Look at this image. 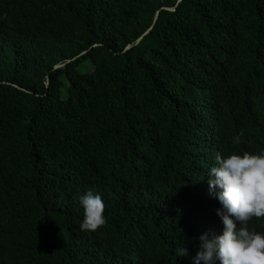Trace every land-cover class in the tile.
Listing matches in <instances>:
<instances>
[{"label": "trees", "instance_id": "obj_1", "mask_svg": "<svg viewBox=\"0 0 264 264\" xmlns=\"http://www.w3.org/2000/svg\"><path fill=\"white\" fill-rule=\"evenodd\" d=\"M261 150L264 0H0V264H191L207 168Z\"/></svg>", "mask_w": 264, "mask_h": 264}, {"label": "clouds", "instance_id": "obj_2", "mask_svg": "<svg viewBox=\"0 0 264 264\" xmlns=\"http://www.w3.org/2000/svg\"><path fill=\"white\" fill-rule=\"evenodd\" d=\"M243 142V133L229 138ZM210 194L220 204L215 210L222 223L220 234L204 232L191 264H264V231H253L247 222L264 217V150L257 153H217L205 175ZM204 177V178H205ZM83 210L80 229L95 231L106 223L101 196L86 191L78 197ZM175 257L188 255L185 246L174 249Z\"/></svg>", "mask_w": 264, "mask_h": 264}, {"label": "water", "instance_id": "obj_3", "mask_svg": "<svg viewBox=\"0 0 264 264\" xmlns=\"http://www.w3.org/2000/svg\"><path fill=\"white\" fill-rule=\"evenodd\" d=\"M172 10H174V9H172ZM157 17H158V13H157V15H156V18H155V20L157 19ZM143 37H141L138 41H137V43H139L140 42V40L142 39ZM57 67H60V65L59 66H57ZM56 67V68H57Z\"/></svg>", "mask_w": 264, "mask_h": 264}, {"label": "rangeland", "instance_id": "obj_4", "mask_svg": "<svg viewBox=\"0 0 264 264\" xmlns=\"http://www.w3.org/2000/svg\"><path fill=\"white\" fill-rule=\"evenodd\" d=\"M86 69H89V70H90V69H92V67H91V68H88V67L86 66Z\"/></svg>", "mask_w": 264, "mask_h": 264}]
</instances>
